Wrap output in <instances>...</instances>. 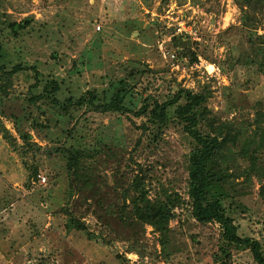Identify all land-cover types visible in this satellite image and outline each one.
Masks as SVG:
<instances>
[{"label":"rangeland","instance_id":"374dc122","mask_svg":"<svg viewBox=\"0 0 264 264\" xmlns=\"http://www.w3.org/2000/svg\"><path fill=\"white\" fill-rule=\"evenodd\" d=\"M247 7L235 0H0V39L9 68L35 65L36 91L56 79L61 100L88 90L109 97L111 83L123 78L135 85L126 99L134 110L142 97L163 102L179 86L208 90L210 118L230 121L238 133L239 144L222 153L238 193L225 202H232L239 233L264 248L259 174H244L251 163L238 154L257 122L264 124V6ZM21 21L30 23L15 36L10 24ZM29 73L0 90V264H217L221 228L197 221L186 201L164 244L131 210L125 220L116 214L137 174H145L151 197L165 186L188 200L191 144L182 128L170 124L152 141L141 128L145 118L134 112L73 106L64 113L44 100L30 103ZM28 111H45L48 127L34 130ZM18 129L32 134V146ZM71 145L96 153L85 161L89 184L75 182L67 169L64 150ZM261 153L256 166H264ZM72 217L86 229L68 226ZM231 262L258 264L249 249L235 246Z\"/></svg>","mask_w":264,"mask_h":264},{"label":"trees","instance_id":"16d2710c","mask_svg":"<svg viewBox=\"0 0 264 264\" xmlns=\"http://www.w3.org/2000/svg\"><path fill=\"white\" fill-rule=\"evenodd\" d=\"M243 8L249 7L255 10L264 6V0H235ZM247 7V8H248ZM247 14L242 18H246ZM29 21L13 22L10 24L12 32L18 36L19 31L26 28ZM11 60L7 58L5 44L0 39V90L6 86L8 81L20 74L30 72V77L34 79L29 85L31 95L28 97L30 103H37L38 100H44L57 105L64 113H67L73 106L96 110L99 112H134L136 116H143L141 128L144 132L148 131V137H153L152 141H158L162 133L170 124L179 125L190 141L191 149L187 155L188 169V189L186 200L177 191H171L170 188L162 186L160 191L150 196L149 183L146 181L145 174H137L127 189L124 190V203L116 212L120 219H126V210H131V214L136 221L144 225H151L158 231L163 243V236L170 229V222L176 217V209L183 203L191 206L193 217L202 224L218 223L221 228L222 244L220 250L215 255L217 264H232L231 247L239 249H249L258 264H264V248L261 241L251 236L241 235L239 225L236 223L229 211L232 206L226 204V200L234 199L238 193L233 189V182L230 179V173L223 166L222 153L227 150L228 145L236 146L238 143V133L232 131L230 121H216L214 117L210 118L212 112L208 105V90L194 91L191 88L179 86L173 95L163 102L157 99L153 100L151 105V96L141 98V106L134 110L126 104V99L131 96L135 85L127 79H120L111 83L112 94L107 97L100 95L95 90H88L79 97L69 96L64 100L59 99L57 93L61 90V82L56 79L48 80L40 92L36 91L40 85V72L35 65H25L19 61L9 68ZM134 69H130L128 75H134ZM34 91V92H33ZM181 100H184L183 102ZM260 115L261 109L256 111ZM43 116L35 117L34 113L28 111L24 116L32 121V128L48 127L43 123L42 118H46V112L42 111ZM257 120V119H256ZM149 129H152L150 131ZM254 135L249 142H243L238 150L241 157L249 159L250 170L259 174L260 196H264V166H256L260 162L259 156L264 151V124L257 122L253 129ZM19 135L24 144L32 146V134L18 129ZM234 134H233V133ZM5 138H12L8 129H3ZM247 143V144H246ZM231 148V147H230ZM87 148H81L74 145L66 148L64 154L67 158L66 165L69 172L74 176L75 182L81 181L85 185L89 184L91 175L88 174L90 167L85 163L86 160L93 159L96 153ZM230 158V157H229ZM38 171L33 175L36 177ZM128 199L130 201H128ZM131 207V209H130ZM75 226L78 229H86L83 221L72 217L68 226ZM164 244V243H163Z\"/></svg>","mask_w":264,"mask_h":264},{"label":"built area","instance_id":"2783aa9c","mask_svg":"<svg viewBox=\"0 0 264 264\" xmlns=\"http://www.w3.org/2000/svg\"><path fill=\"white\" fill-rule=\"evenodd\" d=\"M172 56H174V55H172ZM41 180H42V182H45L46 181V177L45 176H41Z\"/></svg>","mask_w":264,"mask_h":264}]
</instances>
